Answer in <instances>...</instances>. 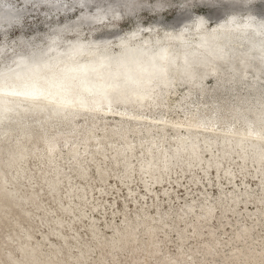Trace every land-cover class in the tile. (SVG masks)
Returning a JSON list of instances; mask_svg holds the SVG:
<instances>
[{"label":"rangeland","instance_id":"1","mask_svg":"<svg viewBox=\"0 0 264 264\" xmlns=\"http://www.w3.org/2000/svg\"><path fill=\"white\" fill-rule=\"evenodd\" d=\"M0 4L5 7L9 6L8 0H0ZM56 5L58 3L40 6L36 0L33 2L16 0V7L20 9L22 19H19L18 22L20 26H15L17 23H10L12 26L7 24L0 26V47L5 44L8 46L7 55L0 58V69L10 64L14 55L23 54L27 50V47H19L20 42H24L26 45L30 42L33 46L45 49V45L40 43L44 35L57 23H65L76 14L72 9L64 13L63 7L61 5L56 7ZM252 10L264 11V0H254ZM223 13L224 5L221 3L217 9L213 10L210 17L215 18L216 21L223 16ZM240 14V19H243L246 11H242ZM126 19H131L132 23L123 31L119 29L104 31L123 33L134 30L137 24L142 28L150 27L154 31L149 33L150 37H147L146 44L142 42L141 47H151L157 53L156 49L162 44L157 41L158 39L163 40L164 30L171 24H177L180 21L179 14L174 9L153 12L147 6L137 9L131 13L130 18ZM213 22L214 20L211 21V23ZM82 35H88V39L92 40L95 39L96 34L85 32ZM107 37L112 38V36L104 38ZM18 38L20 42L17 43L15 52L10 54L11 47ZM139 38L145 40L143 33ZM197 39L202 41L201 36L193 39L188 50H197L194 49ZM167 43L175 54L185 51L186 47L181 48L183 43L180 44L178 39L168 40ZM245 43L246 40H242L240 44L231 42L230 46L239 54L244 50ZM155 52H152L151 55L154 56ZM225 77L223 81L216 82L211 76H206L203 79L204 93L202 95L195 93L192 99L197 102L200 108L209 111L208 115L212 121L217 118L218 110H222L227 116L233 108L246 109L259 102L258 95L255 97L249 95L246 88L227 79L226 74ZM187 89L188 85L182 84L173 89L170 95H166L165 104L172 108V112L165 116L167 121L183 122L186 116L190 117L196 113L195 106H191L192 113H190L180 102ZM158 111H151V113L155 114ZM69 118L70 126L68 128L48 131L43 138L35 140L36 152L39 155L28 158L26 163L28 172L34 173V175L31 181H22L19 189L33 192L36 203L15 206L5 199L4 194H0V209L6 212V214L0 212V264H8V261L4 259L8 253L14 260L24 261V264H32L31 262L35 260L41 264H159L162 259L171 257H175L176 263L184 264V261L176 256V238L177 233L181 231L185 235V240L180 250L184 252L185 256L190 251L194 252L191 264H210V262L222 264V260L234 247L246 246L252 258L257 256V250L264 251L262 250L264 249V200H262L264 197V168L255 169L256 163L253 159L241 163L239 153L235 152H232L229 159L223 158L222 160V157L218 156V149L224 143L228 145V148L235 141L224 142L217 139L213 144L212 157L208 156L207 158L202 140L198 141L199 151L203 156L202 166H205L204 172L202 169L196 170L195 167L196 172L195 170L182 172L180 169L174 168L167 175L168 177H164L159 186H152L148 182V189H145L142 187L144 175L137 171L140 165L145 163V157L141 153H136L140 147H135L136 155L132 158L134 170L129 178L125 177L124 166L121 163L112 164L113 156L110 148L117 147L124 142L120 138L117 121L113 118H102L98 120V123H102L104 128L94 129L92 133H89L80 122V118L72 115ZM127 127L138 130L135 137L130 131L126 133L129 141H134L135 144L139 140H146L148 135L145 134L143 124L132 127L131 122H128ZM213 127L215 128L216 125ZM223 127L225 126L223 125ZM149 131L153 134L152 137L158 139L156 127L149 128ZM171 135L172 131H166L165 145L168 151L173 149L168 143ZM95 138L102 142L104 157L94 151V143L97 141ZM46 140L55 143L59 156L57 160L62 171L58 175V186L53 194L44 188L39 173L35 174L39 167H43L44 149L42 146ZM66 145H73L76 148L78 152L77 164L69 159ZM249 149L250 146L247 152L251 154ZM215 159L219 160L218 173L213 171V168H208V165L212 164ZM78 166H81L86 172L84 180H80L76 176ZM97 167L106 171L107 180L105 182H101L97 178L95 170ZM46 169V176H53V171H50V168ZM225 171L230 173L231 184H228V174ZM9 176V173L6 174L7 187L11 190L13 185L9 183ZM69 185L73 188L80 186L82 190L78 196L70 193ZM163 187L165 191L167 190V196L162 194ZM230 187L232 188L230 189ZM237 193H242L243 198L237 196ZM54 196L58 200H55ZM233 196L236 197L234 202L231 201ZM205 203L212 204L214 213L208 221L205 220V216H202L203 219L199 217L200 220H203L198 223L200 236L199 239L194 238L191 236L190 230L196 221V216H200L204 211L202 206L204 207ZM188 204L192 206L191 213H186L189 211ZM156 211L163 214V221L167 224V226H157L155 229L152 243L160 249L157 256H142L145 252L144 249L147 248L148 240L143 226H139L136 229L135 242L130 241L129 236H125V247L128 249L113 257L110 245L116 236L115 233L126 232L125 227H135L145 215L155 217ZM180 216L183 221H178ZM244 226L248 227L249 236L245 241H240L235 234ZM22 232L27 233L28 236L24 237ZM214 240L219 244L212 261L209 255H202L198 253V250L200 243L212 245ZM20 245H26L28 250L34 251V257L19 254L17 248ZM186 258L188 261L190 260V256ZM77 259L80 263L76 262ZM261 259H264V256L257 258V264H260ZM227 264H234V261Z\"/></svg>","mask_w":264,"mask_h":264},{"label":"snow or ice","instance_id":"2","mask_svg":"<svg viewBox=\"0 0 264 264\" xmlns=\"http://www.w3.org/2000/svg\"><path fill=\"white\" fill-rule=\"evenodd\" d=\"M64 8L75 10V15L62 23L60 33L75 32L87 43L77 40L64 54V58H47V54L33 51L28 56L20 55V59H12L11 64L0 70V126L6 121L21 126L43 124L45 120H53L69 110L74 115L89 113L101 114L104 108L92 98L107 101V111L112 112L113 106L131 105L129 121H145L144 127L153 124H167L165 113L161 110L151 113L153 105L159 109L165 94H171L180 85H192L189 94L181 101L188 112L192 113L199 105L191 99L192 91L203 76L211 72L223 71L232 82L243 86L249 95L259 97V102L248 108H233L226 116L222 110L217 111V119L224 126L235 127L237 123L245 128L240 146L248 151L249 146L258 148L259 155L264 159V19L255 22L251 32L243 34L246 40L244 50L230 47L233 38L231 25L236 23L233 16L225 25L212 28L209 13L217 9L221 0H50ZM250 3V0H241ZM147 6L150 11L174 9L180 21L171 24L172 32H165L166 39L182 37L186 32L196 29L215 42L221 36L222 45L213 44L210 55L188 50L187 45L181 60L180 54L168 55L165 52L147 56L142 49H128L129 41L142 33L154 31L142 28L137 24L124 36H120V47L125 52L139 53L136 56H111L107 53L113 47L111 40L105 36H119L120 31L132 23L131 13ZM18 15L9 18V23H18ZM249 22H254L249 17ZM186 21V22H184ZM123 22V23H120ZM166 24V23H165ZM167 25V24H166ZM106 29L120 31L105 32ZM96 34L89 40L88 35ZM159 43V41H157ZM7 44L0 47V55H7ZM19 47H30L24 42ZM201 47H208L205 40ZM93 59H83L85 55ZM258 70L259 75L252 71ZM251 76V79H249ZM91 101V103H90ZM144 109H148L145 112ZM151 116V120H149ZM173 127L186 126L188 136H199L209 128V122L201 120L196 113L186 116L181 123ZM219 126V125H217ZM5 135L7 133L5 132ZM251 195V194H249ZM237 196L243 198L242 193ZM264 200V197H262ZM8 264H24L22 260H10ZM166 264H175L167 261ZM260 264H264L261 259Z\"/></svg>","mask_w":264,"mask_h":264},{"label":"bare ground","instance_id":"3","mask_svg":"<svg viewBox=\"0 0 264 264\" xmlns=\"http://www.w3.org/2000/svg\"><path fill=\"white\" fill-rule=\"evenodd\" d=\"M253 2L254 0H250V3L243 4L241 0H221L222 5H224L223 16H221V18H219L216 21H215V18H213L214 22L211 23V21L213 20L210 21L211 27L216 28L218 25H225L227 24L228 21L232 19L233 16H235L236 23L230 26L233 32V38L231 42L240 44L242 40H245L243 38V34L246 32H251L256 27L255 22H258L259 20L264 19V11L256 12L252 10ZM57 6H60V5L58 4L56 5V7ZM242 11H246V14L244 15L243 19H240L241 18L240 13ZM210 16H209V19H212ZM249 17H253L254 22L250 23L248 19ZM164 31L172 32L173 29L171 26H169ZM143 36L145 37V40H142V42L145 43L147 42V37H150V35L148 33V34H143ZM199 36L202 37V41L197 39L196 42L194 43V46H195L194 49H197L195 51H198L199 53H207L210 55L213 44L222 45L225 42L222 36L219 39H217L215 42H213L209 38H207L204 33L200 31L197 32L196 29H192L186 32L182 37H179L177 39L180 42V44L183 43L181 48H185L187 45H190V42L191 43L193 42L192 41L193 39L199 38ZM162 38L163 40L158 39V41L162 43L161 46L156 49L158 53L155 52V49L148 47V46H145V47L143 46L141 47V49L147 54V56H152L151 55L152 52H155V55H158L165 51L170 56L175 55V53L170 49V46H168L167 41L169 39H166L164 35ZM104 39L109 40L112 38L107 37ZM205 40L208 41V47H201L202 43ZM28 45H30V47H27V50L23 54H18V56L15 57V59L19 60L20 55L28 56L33 51H36L37 53H42L45 51V49H40V47L33 46L32 43L30 42H28ZM136 55H139V53L138 52L131 53L128 56L131 57V56H136ZM180 57L182 60L183 51L180 53ZM4 68L5 66L0 70H3ZM207 71L209 72V74L204 75L203 79L206 76H211L213 79H215L216 82H220L226 78L225 73H223V71H221L220 73L211 72L210 69ZM252 71L256 72V74L259 75V72L257 69L252 68ZM203 79L197 83L195 89L192 91L191 99L194 98L195 93H197L198 95H202L204 93L205 89L203 86ZM227 79H230V78L227 77ZM190 88H192V85L189 84L187 92L183 94V96L180 99V102L184 99L185 96L189 94ZM166 95L167 93L165 94V97ZM165 97L161 105V108L158 109L156 105H153L151 108V111H158V110L161 111L162 110L166 115L167 114L169 115L172 112L171 110L172 108L165 104ZM92 99L103 106L104 111L101 114L89 113L86 116L85 115H74L73 114L74 110H69L68 112L64 113L62 116L57 117L53 120H45L43 124L38 123L32 126H21L14 122L6 121L4 126H0V194H4L6 200L10 201L15 206H22L26 204L36 203L35 194L33 192L29 190L22 191L19 189V186L22 183V181L24 180L31 181L34 175V173L28 172L26 168V163L28 161V158L39 155L36 152L37 148L35 147V140L43 138L48 131H56L58 129L68 128L70 126V123H69L70 115H72L73 117L80 118V122L82 123L86 131L89 133H92L94 129L104 128V125L102 123H98V120L102 118H113L115 121H117L119 123L118 128H119L120 138L124 140V142L118 145L117 147L115 146V147L110 148L112 150L111 155L113 156L112 164L121 163L124 166L125 177L129 178L134 170L132 168V162H133L132 158L135 157L136 155L135 147L137 146L140 147L139 151H137L136 153H141L142 156L145 157V163L140 165L137 171L140 172L142 175H144L142 179V187L145 189H148V182L152 186H155V187L159 186L162 180L164 179V177L167 176L170 172H172L174 168L180 169V171L185 172L188 170L194 171L195 170L194 167H195L196 170L202 169V171L204 172L205 166H202L203 156L201 155V152L199 151L200 146L197 143L198 141H201V140L205 148L203 149H204L206 158L208 156L212 157V148L214 146L213 144H215V141L217 139L224 141V142L235 141V143L228 148H227L228 145L224 143L223 146L218 149L219 150L218 156H221L222 160L223 158L225 159L228 158L232 154V152H235L236 154L239 153V159L241 163H245V161L248 159H253L254 162L256 163L254 165L255 169L257 168L261 170L262 168H264V159H262L261 156L259 155L258 148H252L250 146L249 150L252 153L248 154V152L244 151V148L240 146L241 137L245 135V128L239 123H237L235 127H232V126L223 127L224 125L223 121H220L217 118H215L214 121L210 119L208 115L209 111L207 109H202L199 107L198 112L196 111V114L201 120L209 122L208 130L202 131L201 134L199 135L200 138H198L199 136L198 137L188 136V129L186 126H181V127L172 126L175 123L182 124V122L168 121L167 124H161V125L153 124L151 126V127L157 128L158 139H155L154 137L151 136L153 135L149 131V128L151 127H145V134L148 135L146 137V140L145 141L139 140L134 144V141L131 142L128 140L126 133L130 131L135 137L136 136L135 134H137L138 130H136L135 128L129 129L127 127V123L131 122V126L134 127V126H138L142 124L144 125L146 122L128 120V116L132 114L131 111L128 110L131 108V105H124V104H121L119 106L114 105L113 106L114 110L112 112H109L107 111V101L106 100H102L100 98H92ZM146 110L148 109H144V111ZM149 120H151V117H149ZM214 125H216L215 128L213 127ZM168 130L172 131L171 139L170 141H168V143H170V145L173 147L171 151H168L165 145V142L167 140L165 138V134H166V131ZM5 132L7 133V135H5ZM95 139H97V141L94 143V148H95L94 151L104 157L102 142H100L98 138H95ZM66 146H67L66 151H67V154L69 155V159L77 164L78 163V152L76 148L73 145H66ZM42 148L44 149V152L42 154L44 156V161L42 162L43 167H39L35 171V174L39 173L40 180L44 188H46L49 193L53 194L57 189L58 175H60L59 173L61 171L60 166L58 164V160H57V157L59 158L58 151L56 150L55 143L47 141V140L44 141ZM46 168H50V171H53V176L51 177L46 176V171H47ZM208 168H213V171L217 172L219 170V160H216V159L213 160L212 164L208 165ZM95 170H96L97 178L99 179V181L105 182L107 180L106 171L98 167ZM8 173L10 174L9 183L13 185V189L11 190H9L7 187L8 180L6 178V174ZM225 173L228 174L227 175L228 184H231L232 179L230 177V173H228L227 171H225ZM85 175H86L85 170L81 166H78L76 176L80 180H84ZM231 188L232 187H230V189ZM80 190H82L80 186L75 187V188L70 186V193H73V195L75 196H78ZM162 191H163L162 193L163 196H167L166 195L167 190L165 191L164 187ZM151 198L153 201L152 196ZM235 198L236 197L234 196L231 197V201L234 202ZM54 199L58 200L56 196H54ZM210 204L211 203H205L204 207L202 206L204 211L201 213L200 216H196V219H195L196 221L194 220L195 223L192 224V229L190 230V232L192 233L191 236H193L194 238H198L200 236L199 234L200 231L198 232V223L203 220H200L199 217L202 218V216H205V220L208 221L213 216V213H214L213 206L212 204L211 205ZM187 206H188L189 211H187L186 213H191L192 212L191 204H188ZM0 212L6 214V212L3 209H0ZM178 221H183L182 216L178 218ZM163 225L167 226L165 221H163V214H161L159 211H156L155 217H148L145 215V217L142 218V220L139 221L135 227L133 228L125 227L126 232L124 233L119 234V233H115L117 232L115 231L114 233L116 234V236L114 237L110 245L111 255L113 257H116L119 255V252H123L125 249H128L127 247H125L126 246L125 244L126 240L124 239L125 236L127 237L129 236L130 241L135 242L136 229L139 226H143L148 243L146 245L147 248L144 249L145 252L144 254H142V256L144 257L145 256H150V257L157 256L160 249L156 245H153L152 242L155 236L156 227L157 226L161 227ZM91 232L93 233V236H95L93 229H91ZM165 232H167V229H165ZM22 234L24 237L28 236L27 233L25 232H22ZM235 236L240 241H245L246 238L249 236L248 227H245V226L242 227L238 231V233L235 234ZM176 239H177L176 256L181 258L184 261V264H191L193 262L194 252L190 251L185 256L184 252L180 250L185 240V235L183 231L177 233ZM218 244L219 243L216 240L213 241L212 245L200 243L198 253H201L202 255H209L210 256L209 258L212 259L213 261V255L217 249ZM17 250L19 254L21 255H27L29 257H34V251L28 250L26 245L18 246ZM262 252L264 251L257 250V256L252 258L246 246L234 247L229 251L226 257L222 260V264H227L232 261H234V264H257L256 262L257 258L264 256V253ZM195 254L197 255V253ZM189 256H190V260L188 261L186 257H189ZM4 259L5 261L14 260L11 257L10 253L6 254L4 256ZM167 261H173L175 262V264H179V263H176L175 257L164 258L161 260L159 264H166ZM76 262L80 263L78 259ZM31 263L41 264L40 262L36 260L32 261ZM210 264H214V263L210 262Z\"/></svg>","mask_w":264,"mask_h":264},{"label":"clouds","instance_id":"4","mask_svg":"<svg viewBox=\"0 0 264 264\" xmlns=\"http://www.w3.org/2000/svg\"><path fill=\"white\" fill-rule=\"evenodd\" d=\"M29 2H33V0H29ZM36 3L40 6H48L50 4H53L50 2V0H36ZM8 7H5L3 4H0V26L3 25H9L12 26L9 23V18L15 15H18L20 17V9L16 7V0H8ZM64 13L71 11V9L64 8ZM20 19H22L20 17ZM15 26H20L19 23H17ZM62 24H56L55 27H52L43 37L42 41L40 43H43L45 45V51L44 53L47 54V58H64V54L68 52V50L72 47L73 44L77 42L78 39L82 41V43H87V41L83 40L81 37H78L75 32H67V33H60L59 29L62 27ZM130 31V30H129ZM124 31L123 33H119V36H112V39H109L113 41V47L110 50L108 55L111 56H120L121 53H124L125 56H128L131 53H134L132 51L125 52L124 49H121L120 47V36H124L127 32ZM31 39V38H29ZM20 42L19 38L14 42L13 46L11 47L10 54L14 53L16 50L17 43ZM142 46V40L137 37L128 43V49H141ZM118 49L119 51H115ZM18 55H14L12 57L15 58ZM3 55H0V58H2ZM94 57L85 55L83 59H93ZM12 59L10 61V64L12 62Z\"/></svg>","mask_w":264,"mask_h":264},{"label":"water","instance_id":"5","mask_svg":"<svg viewBox=\"0 0 264 264\" xmlns=\"http://www.w3.org/2000/svg\"><path fill=\"white\" fill-rule=\"evenodd\" d=\"M223 2H224V1H223ZM212 13H213V11L209 13V16H210V14L212 15ZM211 20H214V19L212 18V19H210V21H211Z\"/></svg>","mask_w":264,"mask_h":264}]
</instances>
